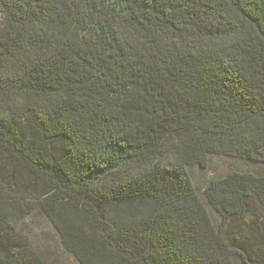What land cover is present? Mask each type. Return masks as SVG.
Listing matches in <instances>:
<instances>
[{
	"label": "trees",
	"instance_id": "trees-1",
	"mask_svg": "<svg viewBox=\"0 0 264 264\" xmlns=\"http://www.w3.org/2000/svg\"><path fill=\"white\" fill-rule=\"evenodd\" d=\"M211 157L264 166V0H0V264H264Z\"/></svg>",
	"mask_w": 264,
	"mask_h": 264
},
{
	"label": "rangeland",
	"instance_id": "rangeland-1",
	"mask_svg": "<svg viewBox=\"0 0 264 264\" xmlns=\"http://www.w3.org/2000/svg\"><path fill=\"white\" fill-rule=\"evenodd\" d=\"M232 170L244 172L250 171L257 174H264V166L252 165L244 161L230 160L223 157H211L208 161V168L206 170L196 168L192 174L195 185L198 188H204L210 179L224 177ZM28 222L35 232V239L37 240V243H43L44 248L49 247L52 249L53 251L50 252L53 258L57 260L59 259L58 264H76L72 258L60 251L56 235L49 227L48 223L44 220L37 222L28 220ZM45 233H49L48 236H46Z\"/></svg>",
	"mask_w": 264,
	"mask_h": 264
}]
</instances>
